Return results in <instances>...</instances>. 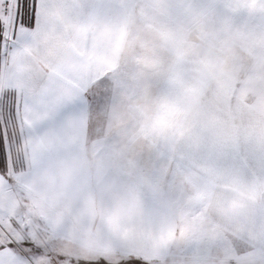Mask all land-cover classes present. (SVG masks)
Listing matches in <instances>:
<instances>
[{"label": "snow or ice", "instance_id": "obj_1", "mask_svg": "<svg viewBox=\"0 0 264 264\" xmlns=\"http://www.w3.org/2000/svg\"><path fill=\"white\" fill-rule=\"evenodd\" d=\"M0 264H264V0H0Z\"/></svg>", "mask_w": 264, "mask_h": 264}]
</instances>
